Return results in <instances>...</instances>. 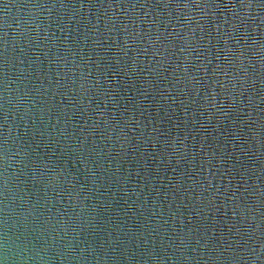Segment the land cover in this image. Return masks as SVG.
<instances>
[{
    "label": "water",
    "instance_id": "95a60500",
    "mask_svg": "<svg viewBox=\"0 0 264 264\" xmlns=\"http://www.w3.org/2000/svg\"><path fill=\"white\" fill-rule=\"evenodd\" d=\"M6 225V264H264V0H0Z\"/></svg>",
    "mask_w": 264,
    "mask_h": 264
},
{
    "label": "clouds",
    "instance_id": "9594fccd",
    "mask_svg": "<svg viewBox=\"0 0 264 264\" xmlns=\"http://www.w3.org/2000/svg\"><path fill=\"white\" fill-rule=\"evenodd\" d=\"M5 88H6V91H7V83H5ZM5 151H7V148H5ZM7 186V180H5V187ZM7 207V206H5ZM4 252H5V256H4V260L3 261H0V264H6V262L8 261L9 259V251H10V243H9V238L7 236V225L5 226V237H4Z\"/></svg>",
    "mask_w": 264,
    "mask_h": 264
}]
</instances>
